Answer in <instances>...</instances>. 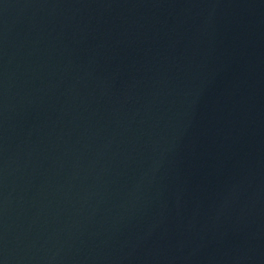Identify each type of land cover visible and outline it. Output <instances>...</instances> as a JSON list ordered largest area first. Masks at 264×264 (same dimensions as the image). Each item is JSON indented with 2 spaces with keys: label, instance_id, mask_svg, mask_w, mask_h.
Listing matches in <instances>:
<instances>
[{
  "label": "water",
  "instance_id": "1",
  "mask_svg": "<svg viewBox=\"0 0 264 264\" xmlns=\"http://www.w3.org/2000/svg\"><path fill=\"white\" fill-rule=\"evenodd\" d=\"M0 264H264V0H0Z\"/></svg>",
  "mask_w": 264,
  "mask_h": 264
}]
</instances>
